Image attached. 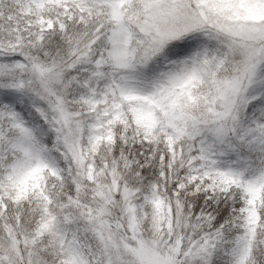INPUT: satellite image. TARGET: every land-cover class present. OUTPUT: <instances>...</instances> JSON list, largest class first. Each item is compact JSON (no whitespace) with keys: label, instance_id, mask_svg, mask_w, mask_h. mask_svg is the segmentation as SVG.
Returning <instances> with one entry per match:
<instances>
[{"label":"snow or ice","instance_id":"6c2138e0","mask_svg":"<svg viewBox=\"0 0 264 264\" xmlns=\"http://www.w3.org/2000/svg\"><path fill=\"white\" fill-rule=\"evenodd\" d=\"M0 264H264V0H0Z\"/></svg>","mask_w":264,"mask_h":264}]
</instances>
